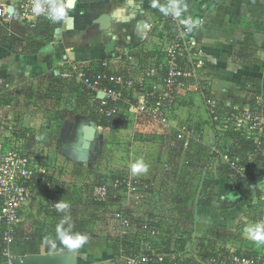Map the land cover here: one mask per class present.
Masks as SVG:
<instances>
[{"label": "crops", "instance_id": "obj_1", "mask_svg": "<svg viewBox=\"0 0 264 264\" xmlns=\"http://www.w3.org/2000/svg\"><path fill=\"white\" fill-rule=\"evenodd\" d=\"M156 2L76 0L74 7L68 8V14L52 26L40 23L31 28L18 19L9 26L0 22V123L4 125L0 140H22L23 149L28 154L37 155L47 151L49 156L53 149L43 142L50 128L46 127V134L44 129L40 130L41 133L38 130L34 132V125H38L37 115H42L41 124L50 125L52 130L57 125L54 119H63L64 123L74 120L78 126L95 124L101 130V136L107 140L112 137L110 141L118 145L116 148L121 149L122 146L130 150V171L134 162L143 159L148 166L147 171L139 174H158L160 190L159 194L156 190L153 193L152 214L166 222L162 237L166 233L168 237L170 227L174 224L178 227V222L188 230L190 248L184 250L186 245L183 246V242L180 249L174 244V252L176 248L179 249L178 253H174L179 257L177 264L184 263L183 256L187 253L193 257L192 264H207L210 258L203 262L200 257L204 246L200 243L203 241L218 246L223 243L224 254L233 251L239 256L258 257L264 252V244L254 241L246 229L264 223V146L250 157L249 145L240 148L233 135L216 131L198 93L202 89L211 92L220 100L225 111L235 106L242 108L253 105L255 98L264 103V8L253 7L264 6V0L170 1V4L176 2L182 8L186 7L182 11L183 19L190 25L189 38L192 48L200 53L202 68L199 80H183L178 85V96L167 112L170 119L168 125L160 124L144 114L132 113L130 128L126 129V122L120 120L122 115L115 119L111 127H102L98 123L101 119L94 114L97 100L81 82L61 77L67 65L87 67L91 73H95L103 70L104 62H108L114 71L127 76L136 79L144 77L143 71L136 66L137 62L144 65V71L158 65L161 62L160 53L172 36L164 20L168 10L166 15L158 14ZM15 3L14 0H0V4L8 9L10 4ZM105 15L109 17L111 27L103 30L98 20ZM248 34L253 35L258 51L252 64L246 65L236 58L235 53ZM109 45L113 47L112 52L108 49ZM154 80L159 86L162 76ZM147 81L152 89L155 85ZM132 96L133 102L137 103L139 95L133 93ZM123 123V128L114 126ZM183 126L196 130L188 149L175 141ZM103 141L102 137L99 149L90 155L93 159L86 163L58 157L55 165L50 166L61 168L69 174L76 171L74 177L77 179H85L86 173L92 174L96 177L90 184L97 186L95 168L100 163V157L106 160L105 174L112 172V169H120L112 162V157L106 159ZM216 147L232 148L244 160L250 157L254 162L250 176L246 180L231 179L227 167L212 153ZM169 176L172 183H167ZM234 193L237 195L230 199ZM79 197H84L83 192ZM179 197L185 198V201L188 198V205L184 203L185 209L175 204ZM118 203V199L111 200L109 210L113 209L112 205L118 208ZM85 205L76 208L83 211L84 220L91 218L88 214L93 209L91 202ZM137 209L139 206L131 197L130 210L134 212ZM111 221L98 223V229L104 231L103 226L106 225L105 229L112 232L110 223L113 228L114 223ZM49 234L50 239L54 234ZM110 237L114 236L107 235L106 238ZM101 244L102 247L92 249L94 254L97 253L96 257L101 254L99 263L112 264L103 262L107 258H112L116 263L112 249H108V240H102ZM133 244L138 245V242L133 240ZM12 247L18 254V249ZM91 247L87 245V249L80 253L81 257L77 250L64 251H76L78 264H87V253ZM57 252H63L58 242L49 240L41 243L40 254ZM17 254L15 258L27 256Z\"/></svg>", "mask_w": 264, "mask_h": 264}, {"label": "built area", "instance_id": "obj_2", "mask_svg": "<svg viewBox=\"0 0 264 264\" xmlns=\"http://www.w3.org/2000/svg\"><path fill=\"white\" fill-rule=\"evenodd\" d=\"M14 1L15 4H10L12 11H9L6 5L0 4L2 24L9 26L16 19L23 20L31 28L37 27L40 23L54 24L46 14L37 15L33 12V0ZM63 2L68 9V0ZM41 3L47 8V0H41ZM164 20L168 23V30L172 36L160 53L161 62L158 65L144 71V65L137 62L136 66L143 71L144 77L136 79L114 71L108 62L102 64V71L95 73H91L87 67L64 65L66 69L63 70L61 77L69 81L77 79L89 90L98 102L97 113L102 119L115 120L121 116L122 108L130 105V114H144L160 124L168 125L170 119L167 112L171 110L178 96V85L182 80H199L202 64L200 53L192 48L189 38L190 25L183 19L182 12L176 17L168 11ZM160 76L161 93H158L150 89L147 79L152 81ZM133 93L139 95L137 103L133 102ZM99 94H103V98H100ZM205 98L207 112L215 130L222 134L227 132L241 134L254 147V152H250L249 156L258 153L264 146V103L255 98L253 105L242 108L235 106L232 110L225 111L218 98L209 95H205ZM3 129L4 125L0 123V131ZM192 130L193 128L189 126H183L176 135L175 141L184 149L190 147ZM240 142L237 141V145L242 148L244 144ZM23 146L22 140L12 142L0 140V246L26 243L36 237L42 229L31 215V205L34 204L36 193L41 187L44 185L50 187L49 178L52 170L48 152L43 151L37 156L30 155ZM212 153L227 167L231 179L246 180L252 173L254 162L250 157L244 160L238 152L229 147H216ZM129 177L121 176L116 178L111 186L103 184L93 189L95 201L110 203L118 197L110 195L112 190L121 192L122 189H126L132 199L136 200L139 197L138 189L143 188L142 200L146 204L143 214L138 216L137 212L131 211L128 215L125 209V212L122 209L117 211L113 218L120 226V233L116 237L126 244V249L123 247L120 250L121 261L125 264H163L170 257L176 261L174 253L163 252V255L157 246L149 242L151 237H162L167 226L166 222L152 214L154 183H143ZM50 208L55 213V205ZM28 218H31V224H28ZM128 238L131 242L137 241L140 247L126 256V250L130 251V247H133L128 248ZM224 255L208 259L207 264H264V252L258 257L239 256L233 251Z\"/></svg>", "mask_w": 264, "mask_h": 264}, {"label": "rangeland", "instance_id": "obj_3", "mask_svg": "<svg viewBox=\"0 0 264 264\" xmlns=\"http://www.w3.org/2000/svg\"><path fill=\"white\" fill-rule=\"evenodd\" d=\"M165 15H166V13H165ZM168 43H169V41H168ZM199 74L201 75L200 71H199ZM154 79H152V83L155 86H154V88H152V90L155 92L161 93L159 86H158V84L156 85V82ZM77 81H79V80H77ZM149 81H151V79H149ZM147 83H148V81H147ZM198 83H201V81H198ZM202 84H203V82H202ZM198 94L200 96V99L202 98V100L204 101V104L206 107L207 98H205V95L213 96V94L211 92L210 93L207 92V90H205V89H202V91ZM203 101H201V102H203ZM206 110H207V108H206ZM121 115L122 116L120 117L121 118L120 120L123 122H126L125 123V124H127L126 129L128 127L130 128V124H129L130 123V105L124 106L122 108V114ZM125 115H126L127 119L125 118ZM37 116H38V119H37L38 125H34L33 128H37L34 130V132H36V130H38L39 133H41L40 130L44 129V131H45L47 126H49V128H50L49 133H51V134H52V132H54L56 130V128H53V130H52V127H50V125H48V124L42 125V124H44V123L41 124V122H43L42 115H37ZM54 121L56 122L55 124L59 125V123H60V125H61V121H56L55 119H54ZM38 126H41V127H38ZM114 126L123 128L124 123L121 125H114ZM115 129H117V128H115ZM59 130H57L55 133V140L56 141H55V144L53 146V150L50 152V155L48 156L50 158V161H51L50 164L52 166L55 165L58 157H59V159L65 158V156L61 152L62 147H61V139L59 136V134H60ZM45 133H46V131H45ZM192 133H193L192 137L195 136L196 130L193 129ZM107 134H109V132H107ZM111 138L112 137H109V139L107 140L103 136L104 141L102 143L103 144L102 146H103V150H105L103 154L107 155L106 159H111V157H112V160H113L112 162L116 165H119L118 167L120 168V169H118V168L112 169V172H113L112 178H114L116 175L130 176V177L136 178V180H138L139 182L154 183V186H155L154 189L159 194L160 186H159V183L157 182L158 181V178H157L158 174H156V172H155L154 174L153 173H147L146 175L145 174L144 175L136 174V176L132 175L133 173L130 171V150L128 151V150H126V148H122V146H121V149L116 148V146H118V145L115 144L113 141H110ZM113 139H114V137H113ZM171 145H172V143H171ZM113 155L115 157V160L113 159ZM104 160H105V157H103V156L99 158L100 163L98 162L99 165H98V167L95 168V170L97 172L96 175L105 174L104 170H106V169H104V168H107V164L104 162ZM115 161H116V163H115ZM51 170H52V173H51V177L49 178L51 180L50 181V188L49 189H45V187L40 188V190L36 193V198H35L34 204L31 205V211L33 213V214L31 213V215H32L33 219H35V222L41 227L47 225L46 231H49V232L54 234L51 236V238L49 240H51L53 242H60L58 237H57V225H59L61 223V220L64 219L65 213H60V212H57V210H56L55 214H54L53 210H51L50 207H52V205H55V203L58 201H63V202L69 203L70 209L68 210V213H67V222L64 225L65 229H70L72 232H75V233L77 232V230L78 231L81 230L82 232H84L85 236L87 237L86 244L88 245V247L92 246L91 251L89 253H87L88 256L84 255L85 257L87 256L86 262H87V264H100L99 263L100 261H98V260L100 259L101 254L98 257H96L97 253L94 254L92 249L95 250L98 247H102L101 246L103 244V243L101 244L102 240L112 241L111 246L115 247V245H114L115 240H117L116 238H118V236L116 237V235L120 233L119 232L120 226L118 223L114 222L113 218L115 216V213H117V211H120L122 209H123V212L126 211V214H128V215L130 214V211H131L130 210V198H131L130 194L127 192L126 189H122L121 192H117L115 190H112V192H111L112 197H113V195L118 196L117 197V199L119 201L118 208H116L114 205H112L113 209L109 210L108 206L110 208V204L107 202L101 203V205L100 204L94 205L92 207L93 209L91 210L92 212L88 214V216H91V218L88 217V218H86V220H84L83 211L81 209H78L76 212H74V210H75L74 208H77V206L75 205V202H81L82 201V197L80 198L81 200L77 199V198L82 194V192L84 194V192L87 189H89L87 187L92 185L90 183H92L93 179L96 176L93 177L92 174L87 175L88 173H86L85 175L87 177L85 179H80V178L77 179L74 177V173L76 171L74 173L72 172V174H69L68 172H65L63 169L57 168V167H51ZM69 175H70V177H69ZM153 176H155V177H153ZM68 177H69V179H66ZM170 179L171 178L169 176L167 179V183H169V182L172 183L173 180H170ZM86 180H87V182H86ZM88 180H90L91 182H88ZM92 187L93 186L90 187L89 192H90V190H92ZM141 189H143V188L140 187L138 189V194L142 195L143 192ZM92 196L95 200L94 192L91 194V197ZM91 197L89 195V197L86 198V202H88V200H89V202H91L92 201ZM67 198H68V200L66 201ZM142 198H143V196L137 197L136 200L133 199L136 202V204L139 206V209L134 210V212L138 213L137 214L138 216H141L143 214L144 209L146 208L145 201L142 200ZM49 200H51V201H49ZM120 202H121V204H120ZM84 206H86V205H84ZM124 209H125V211H124ZM105 218H107V219H105ZM103 220H104V222H105V220H107L109 222L111 220L113 221L114 228H113V225L110 223V226L112 227V229L111 228L110 229L112 230V232H109V230L105 229V226H106L105 224H104L105 226H103L104 231H100L98 229L100 227L98 225V223L103 222ZM31 222H32L31 218L30 219L28 218V224H31ZM170 228H171L172 233L170 234L169 237H159V238L151 237L149 239V242L152 245L157 242L155 244V246L158 247L159 251L163 255H164L163 251H166L167 248L169 249L167 251L170 252V254L175 253L174 252V249H175L174 244L178 241V238L180 240H182L183 246L186 245L184 250L189 249L190 248V240L188 237V231L187 232L182 231V230L177 231L175 229V227H170ZM107 235L108 236H114V237L113 238L112 237L106 238ZM171 238H173V243H168L169 242L168 240H170ZM48 241L44 240L43 242H48ZM95 242L97 244H95ZM127 243H128L127 244L128 247L132 246L131 245L132 242H131L130 238H128ZM93 244L95 246H93ZM160 244H162V245H160ZM121 246H122V244H121ZM121 246L118 247L120 250L122 248ZM139 247H140L139 243H138V245H134L133 247H130V251L126 250L125 255L129 256L133 250L135 251V249L139 248ZM0 248H4L1 255L3 258H5L4 260H6L5 263H3V260L0 261V264H11L10 260H11V258H15L14 255L17 254V251L12 246L4 247V245H2V246H0ZM82 251H80L79 253H81ZM183 252L187 253L186 251H183ZM184 256L187 257V256H190V254L187 253ZM80 257H81V255H80ZM176 258L178 261L179 257L176 256ZM188 258H191V257H188ZM169 259H170L169 260L170 263H174L175 259H173V257H170ZM102 261H103V259H102ZM103 262H112V264L120 263V261H118V263H115V261L112 258H107ZM122 262H121V264H122Z\"/></svg>", "mask_w": 264, "mask_h": 264}, {"label": "trees", "instance_id": "obj_4", "mask_svg": "<svg viewBox=\"0 0 264 264\" xmlns=\"http://www.w3.org/2000/svg\"><path fill=\"white\" fill-rule=\"evenodd\" d=\"M170 1H172V0H157V2H156V6H157V12H158V14H160V15H164L165 13H166V10H168V7H169V5H170ZM253 7H259V8H264V6H253ZM49 25V24H48ZM48 27V26H47ZM257 51H258V49H257V47H256V45H255V42H254V37H253V35H251V34H248L247 35V37H246V40H245V42L242 44V45H238L237 46V48H236V53H235V56H236V58H238L239 60H240V62L243 64H252V60H253V58L256 56V53H257ZM183 81V80H182ZM181 81V82H182ZM96 100V99H95ZM97 109H98V102H97V106L95 107V112H94V114L96 115L95 117L97 118V116L101 119L98 123H99V125L100 126H102V127H111V125L114 123V120H112V121H109V120H107V119H105V118H101L99 115H98V113H97ZM60 121H61V125H60V123H59V125H56L55 126V128H56V130L54 131V133L53 134H50L49 133V135H45L44 137H46L45 138V142H43V143H47L48 144V146L49 147H51L52 149H53V146H54V144H55V133H56V131L57 130H59V132H60V134H59V136H60V139H61V130H62V128H63V126H64V120L62 119H60ZM92 121H95V120H93L92 119ZM58 126V127H57ZM46 134V133H45ZM53 135V136H52ZM225 135H230V136H234L235 138H236V140L237 141H241L240 143L241 144H247V145H249L250 146V150H249V152H254V147H253V145H251V144H249L246 140H245V138H243V136H241V134H237V133H230V132H227ZM49 143H50V145H49ZM246 150H248V148H246ZM62 152V151H61ZM37 155H39V154H37ZM36 155V156H37ZM97 158V157H96ZM99 158V157H98ZM67 160H69V159H67ZM99 160V159H98ZM51 161H50V158H49V163H50ZM78 166H82V164H77ZM112 176H113V172H109V173H107V174H103V175H98V177H97V186H99V185H103V184H107V185H109V186H111L112 185V183L114 182V180L116 179V178H118V177H121V175H116L114 178H112ZM44 187H45V189H49L50 187H48V186H46V185H44ZM95 187V186H94ZM93 187V188H94ZM42 188V187H41ZM87 188H89L90 189V187L88 186ZM89 189H87L85 192H84V194H83V198H82V201L81 202H75V205L76 206H84L85 204H88L89 203V200H88V202H86V198H88L89 197V195H90V197H91V194L93 193V191L92 190H90V192H89ZM112 192V191H111ZM110 195H111V193H110ZM112 196V195H111ZM182 197V196H181ZM181 197H179V199L176 201V203L175 204H177L178 205V207H182V208H184L185 209V206H187L188 205V198L186 199V201H185V198H181ZM209 197H211L210 199H212V193L210 192V195H209ZM77 199H80V197H78ZM68 200V198L66 199V201ZM81 200V199H80ZM91 202H92V205L94 206V205H101V203H99V202H97V201H95L94 200V198H93V196L91 197ZM210 201V200H209ZM208 201V202H209ZM184 203H186V205L184 206ZM74 208V207H73ZM75 210H74V212H76L77 210H76V208H74ZM108 209H110L109 208V206H108ZM55 214V213H54ZM176 220V219H175ZM176 221H179V220H176ZM178 224H180L178 227L174 224L172 227H174L175 226V229L177 230V231H185V232H187L188 230L186 229L187 227L186 226H184V225H181V223L180 222H178ZM46 229H47V225L46 226H43L42 227V229L40 230V232H39V234L36 236V237H34L32 240H30V241H28V242H26V243H18L17 245H14L15 246V248L16 249H18V256H24V255H37V254H40L41 253V243L44 241V240H49V237H50V234L49 233H51V232H49V231H46ZM47 232H49L48 234H47ZM76 233H80V234H82V235H84L85 236V234H84V232H82L81 230H77V232ZM172 232L170 231V234H171ZM53 234V233H52ZM170 234H169V236H170ZM168 236V237H169ZM164 237H167V233H166V236H164ZM117 240H115V247L114 246H111V243H112V241H110V240H108V249H112V255H113V257H114V259L117 261L116 263H118V261H120V263H118V264H121V258H120V249L118 248L119 246H121V244H122V248L123 247H125L126 248V244L125 243H123L122 242V240L120 239V238H116ZM128 241V240H127ZM170 243H173V238H171L170 240H168ZM166 242V241H165ZM168 242V243H169ZM182 240H180L179 238H178V241L175 243V245H176V247L177 248H181V246H182ZM121 243V244H120ZM133 243V242H132ZM157 243V242H156ZM156 243H154V245L156 244ZM200 244H202V245H204L203 247H202V249H203V251L201 252V254L202 255H200V257H202V260L201 261H203L204 262V260H206L207 258H218V257H220V256H222L224 253H225V249L223 250L222 249V245H223V243H221V245L220 246H218L217 244H215V243H213V242H205V241H203L202 243H200ZM219 244V243H218ZM5 247V246H4ZM58 247H59V249H63V250H77V251H82V250H84V249H87V244L85 243L82 247H80V248H78V249H69V248H66L61 242H58ZM129 248V247H128ZM176 248V252L178 253V250L179 249H177ZM4 250V248H0V261H2L3 260V263H5L6 262V260H4L5 258H3L2 257V255H1V253H2V251ZM166 250V249H165ZM167 250H169L168 248H167ZM17 251V250H16ZM164 253H166V254H170V252H168V251H163ZM175 252V253H176ZM80 254V253H79ZM184 258H183V262L184 263H182V264H192V259L193 258H188V257H190V256H183ZM178 260H179V258H178ZM179 261H177V259H176V261H174V263H170L169 262V259L165 262V263H163V264H177ZM197 263H199V262H196L195 264H197ZM122 264H125V262L123 261L122 262ZM154 264H158V263H154ZM181 264V263H180ZM201 264V263H200Z\"/></svg>", "mask_w": 264, "mask_h": 264}, {"label": "water", "instance_id": "obj_5", "mask_svg": "<svg viewBox=\"0 0 264 264\" xmlns=\"http://www.w3.org/2000/svg\"><path fill=\"white\" fill-rule=\"evenodd\" d=\"M76 0H68V7L73 8ZM12 11V8L8 9ZM98 22L101 28L107 29L111 27V22L108 16H102ZM110 52H112V45L108 46ZM102 98L103 94H99ZM74 129L78 134V138L75 143H68L66 136L70 134L71 130ZM101 130L97 128L95 124L86 123L82 125H76L75 121L66 122L61 130V139H64L62 145V154L69 158L72 162L76 163H86L93 159L90 153L97 151L99 149V144L103 136H101ZM234 193L232 197L236 196ZM79 257L76 251H63L57 252L55 254H37V255H27L25 257L12 258L10 260L11 264H78Z\"/></svg>", "mask_w": 264, "mask_h": 264}, {"label": "clouds", "instance_id": "obj_6", "mask_svg": "<svg viewBox=\"0 0 264 264\" xmlns=\"http://www.w3.org/2000/svg\"><path fill=\"white\" fill-rule=\"evenodd\" d=\"M32 10L37 15L46 14L47 18L50 19L54 24L55 22L62 20L68 14L69 11L63 0H47V8L44 7V5L41 3V0H33ZM168 10L171 12L172 15L179 17L181 15V12L186 10V7L182 8L179 3L173 2L169 5ZM87 91L89 92V90ZM66 159L69 158L66 157ZM147 167L148 166L143 161V159H138L136 162H134L131 165V172L133 174L146 172ZM55 207L57 212L65 213L64 219H62L61 223L57 225V237L59 241L66 248L69 249H78L82 247L87 242V237L80 233L72 232L70 229H65L64 227L65 223L67 222V213L68 210L70 209V204L67 202L58 201L55 203ZM246 231L254 241L264 244V223H257L255 225H252L251 227L246 229Z\"/></svg>", "mask_w": 264, "mask_h": 264}, {"label": "flooded vegetation", "instance_id": "obj_7", "mask_svg": "<svg viewBox=\"0 0 264 264\" xmlns=\"http://www.w3.org/2000/svg\"><path fill=\"white\" fill-rule=\"evenodd\" d=\"M66 136L68 137V139H67V142L68 143H75L76 142V139L79 136V134L74 129H72L71 132H70V134H67L66 133ZM63 142H64V139H61V147L63 145ZM90 154H93V152L90 153Z\"/></svg>", "mask_w": 264, "mask_h": 264}]
</instances>
